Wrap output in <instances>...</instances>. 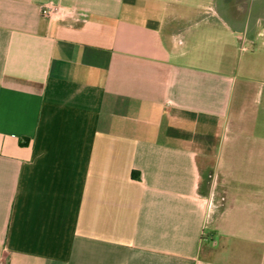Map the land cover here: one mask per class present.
<instances>
[{
  "label": "crops",
  "instance_id": "1",
  "mask_svg": "<svg viewBox=\"0 0 264 264\" xmlns=\"http://www.w3.org/2000/svg\"><path fill=\"white\" fill-rule=\"evenodd\" d=\"M255 44L264 0H0V264H264Z\"/></svg>",
  "mask_w": 264,
  "mask_h": 264
},
{
  "label": "rangeland",
  "instance_id": "2",
  "mask_svg": "<svg viewBox=\"0 0 264 264\" xmlns=\"http://www.w3.org/2000/svg\"><path fill=\"white\" fill-rule=\"evenodd\" d=\"M261 40L256 43V44H260ZM254 45L252 47V49L248 52H246L245 54L249 57H254L255 60L254 62L256 63V68L254 69V76L253 78L257 79H262V76L264 74V45ZM255 107L259 109V107H264V98H262V102L258 105H255ZM260 136H262L263 138H260L259 135H255L254 138L250 137L249 141L252 142V146L254 149H260L261 146L264 147V131H263V135L261 133H259ZM260 138V139H259ZM257 166V163H256Z\"/></svg>",
  "mask_w": 264,
  "mask_h": 264
},
{
  "label": "built area",
  "instance_id": "3",
  "mask_svg": "<svg viewBox=\"0 0 264 264\" xmlns=\"http://www.w3.org/2000/svg\"><path fill=\"white\" fill-rule=\"evenodd\" d=\"M51 10H52L51 8H49L48 10H47V9H43L42 12H43L44 14H45V13H46V14H49V11H51Z\"/></svg>",
  "mask_w": 264,
  "mask_h": 264
}]
</instances>
